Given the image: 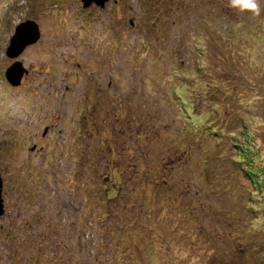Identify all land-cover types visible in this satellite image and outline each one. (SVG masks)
I'll use <instances>...</instances> for the list:
<instances>
[{"label": "rangeland", "instance_id": "obj_1", "mask_svg": "<svg viewBox=\"0 0 264 264\" xmlns=\"http://www.w3.org/2000/svg\"><path fill=\"white\" fill-rule=\"evenodd\" d=\"M188 1L0 0V264L262 262L263 221L245 216L251 239L233 208L197 202L252 188L233 166L243 148L264 174V0L225 17ZM26 22L39 37L13 85L5 53Z\"/></svg>", "mask_w": 264, "mask_h": 264}, {"label": "trees", "instance_id": "obj_2", "mask_svg": "<svg viewBox=\"0 0 264 264\" xmlns=\"http://www.w3.org/2000/svg\"><path fill=\"white\" fill-rule=\"evenodd\" d=\"M182 1L183 0H177V2L179 3V8L183 7ZM200 1L201 0H189L188 3L190 5L192 4L190 6L191 9H194L197 12L200 9V7H198ZM210 1L212 3H215V0H210ZM216 7L219 9V11L223 12V14L221 13L223 16H224V13H228V15H229L231 9L234 8L230 5L229 0H217ZM187 9L189 10V8H187ZM232 21H234V20L232 19ZM205 25L208 26L209 24L207 23ZM208 33L211 34L213 32L209 31ZM186 110L188 111V109H186ZM186 123H187L188 127H194L193 128L194 130L191 132L192 134H195L201 128V126L199 125L200 123L195 122L194 120L191 119V117L186 119ZM189 124H192V126H190ZM205 130H206V128L203 129V131H205ZM206 135H207L209 140L212 139V141H214L215 143H217V142L220 143L219 140H221V138L223 137L222 131L219 130L218 128H216V129L214 128V129L210 130V132H208V134H206L204 132V136H206ZM199 136H201V135H199ZM201 137H203V136H201ZM245 140H246V143L244 145L247 144L246 146L248 149V147L251 146V144H252L251 141H249L251 139H249V140L245 139ZM244 151H245V149L243 148L242 154L239 155V158L238 159L234 158L236 160H234L233 166L235 164L234 167H235L236 171H239V176L241 177V179L243 177V179L245 181H247L252 186V188H248L247 191H245V192H243L241 190V192H239V193H237V191L235 189V191L232 190V192H230L229 194H226L225 192L223 194H221L220 192L215 191V192H212L210 194V196L212 198L210 201H200L197 203L199 205H202L203 206L202 209H205V212L208 213V215H210L212 217H219V216H224V217L229 216L230 217V215H229L230 212L227 213L226 211H224L219 206H224L225 209H228L230 207L233 208L234 213H231V214H233V215L237 214V216L240 215L242 217L241 220L243 221V223H241V225H240V227H241L240 233L247 235L248 237H250L252 239L251 235L254 234L255 232L257 233L261 229H259L258 227H254L255 229H253L252 227L249 229H246V228L244 229V226H246L245 216H247V215L251 216L252 215L251 221H253V220L254 221H260V220L263 221V228H264V180H262L264 174L261 172L260 169L256 170L253 167L252 163H249V160H248L249 157H248L247 153H245ZM248 152H250V151H248ZM246 159H247V162H246ZM227 173H229V172H227ZM225 177L227 179H229L228 175H226ZM107 190H108V193H107L108 196H106V201H108V202L111 201L114 197H116L119 194L117 189L112 188L111 190H109V189H107ZM255 196L262 198V201L258 202V200H256L257 198H255ZM110 215H112V214L109 212V216ZM179 218L180 217H178L177 222H178ZM130 223H132L129 225L131 227L130 228L131 233L134 234L135 236L142 237V235H143L142 232L145 230V228H136L138 226H137L136 222H134V221H131ZM132 228H134V229H132ZM136 229H138L139 231L138 230L136 231ZM172 230L174 231V229H172ZM214 231L217 232V230H215V229H214ZM135 232H137L138 235L135 234ZM167 232L169 235L173 234L172 231L167 230ZM131 233L129 235V244H128V247L125 251L126 253L129 251L132 252L133 250H138V248H139V246L133 245L131 243ZM170 245L172 248L173 247L172 243ZM243 245L244 244H241V246H240L241 250L240 249L239 250L241 251V253H239V254H240V257L243 256L247 260L253 256L252 254L255 253V251H258L256 248H254V246L250 249H246V247L245 246L243 247ZM166 248L169 249V251H171L170 246H168ZM154 252H156V251H154ZM173 254L174 253L172 252L169 255L172 256ZM148 257H149V255H148ZM151 258H152V256L149 258H145V259L147 260V262H149V259H150V262H151L150 264H154L152 261L156 258L155 257L152 259ZM165 261H166V258H162V259L158 260V262L160 264L161 263L166 264ZM220 264H223V263L220 262ZM259 264H264V259Z\"/></svg>", "mask_w": 264, "mask_h": 264}, {"label": "water", "instance_id": "obj_3", "mask_svg": "<svg viewBox=\"0 0 264 264\" xmlns=\"http://www.w3.org/2000/svg\"><path fill=\"white\" fill-rule=\"evenodd\" d=\"M94 1L98 6L103 7L104 3L109 0H81L83 8L86 9ZM39 37L37 25L34 22H26L16 28L15 36L9 43L6 50V56L10 59H17L24 50L31 46ZM6 72V78L13 85H18L26 70L22 67L21 63L16 61L13 66ZM15 70V71H14ZM12 72V73H11ZM11 76L14 78H11ZM12 81V82H11ZM4 213V204L2 199V180L0 176V215Z\"/></svg>", "mask_w": 264, "mask_h": 264}, {"label": "clouds", "instance_id": "obj_4", "mask_svg": "<svg viewBox=\"0 0 264 264\" xmlns=\"http://www.w3.org/2000/svg\"><path fill=\"white\" fill-rule=\"evenodd\" d=\"M229 2H230V5L232 7L239 9V11H241V12L248 11V12H251L257 16L260 15V8H259L258 0H229ZM5 55H6V53H5ZM14 60H15L14 62L17 61V59H14ZM25 74H27V72ZM6 80H8V79H6ZM21 80H22V78H21ZM21 80H20L19 84L21 83Z\"/></svg>", "mask_w": 264, "mask_h": 264}]
</instances>
